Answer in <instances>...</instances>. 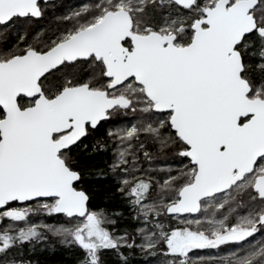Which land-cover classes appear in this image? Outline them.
I'll return each mask as SVG.
<instances>
[{
    "label": "snow or ice",
    "instance_id": "snow-or-ice-1",
    "mask_svg": "<svg viewBox=\"0 0 264 264\" xmlns=\"http://www.w3.org/2000/svg\"><path fill=\"white\" fill-rule=\"evenodd\" d=\"M60 250L264 264V0H0V264Z\"/></svg>",
    "mask_w": 264,
    "mask_h": 264
},
{
    "label": "trees",
    "instance_id": "trees-1",
    "mask_svg": "<svg viewBox=\"0 0 264 264\" xmlns=\"http://www.w3.org/2000/svg\"><path fill=\"white\" fill-rule=\"evenodd\" d=\"M64 4H67V2L63 1ZM65 8L62 7H57L55 10L56 12H62L64 11ZM99 162V158L97 161H93V163ZM101 166H103L101 164ZM104 187H109L108 185H105ZM104 197L100 196L98 197V202L103 203ZM49 261V264H74V257H70L65 250H60L58 251L55 255L46 257Z\"/></svg>",
    "mask_w": 264,
    "mask_h": 264
},
{
    "label": "flooded vegetation",
    "instance_id": "flooded-vegetation-1",
    "mask_svg": "<svg viewBox=\"0 0 264 264\" xmlns=\"http://www.w3.org/2000/svg\"><path fill=\"white\" fill-rule=\"evenodd\" d=\"M64 2L66 1L67 4H78L80 0H63ZM58 3L61 2V0H57Z\"/></svg>",
    "mask_w": 264,
    "mask_h": 264
}]
</instances>
